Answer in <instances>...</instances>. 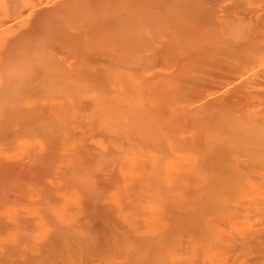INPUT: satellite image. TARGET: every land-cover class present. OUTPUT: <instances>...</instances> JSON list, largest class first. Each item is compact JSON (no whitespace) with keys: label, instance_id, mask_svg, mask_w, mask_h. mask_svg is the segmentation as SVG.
<instances>
[{"label":"bare ground","instance_id":"6f19581e","mask_svg":"<svg viewBox=\"0 0 264 264\" xmlns=\"http://www.w3.org/2000/svg\"><path fill=\"white\" fill-rule=\"evenodd\" d=\"M12 113L22 160L78 183L36 264H264V0H0Z\"/></svg>","mask_w":264,"mask_h":264},{"label":"rangeland","instance_id":"374dc122","mask_svg":"<svg viewBox=\"0 0 264 264\" xmlns=\"http://www.w3.org/2000/svg\"><path fill=\"white\" fill-rule=\"evenodd\" d=\"M11 115H14V116H12V117H17V115L16 114H11ZM16 115V116H15ZM13 119V118H12ZM18 121V119L16 118L15 119V121H13V120H11L12 122H14V123H12V122H7V123H5V125L6 124H8V125H6V127L8 126H11V123H12V130L10 131V134H9V136H8V131H6V132H3V133H7L6 135H5V137L4 138H0V142L2 143L1 145L2 146H4V150H3V148L1 149V150H3V152L4 153H6V152H8V153H6V155L9 157V152H12V156L15 158L14 160H11L12 162H9V161H7L6 159H7V156L6 155H4L3 157H2V160H4V161H2L1 159H0V161H2L3 163L5 162H8V164L7 165H10L9 163H11V165L9 166V167H7L8 168V170L9 171H11V169H12V171H11V173H9V175H10V177H9V175H8V178H7V176H4V178H0V213H2V214H0V248H1V250H0V264H13L12 262L14 261V264H16L15 263V261H16V257L18 256V254L20 255V256H18L17 258L19 259V257H20V259L21 260H24V259H22V258H24L25 256V258H27V256H28V259L29 260H27V259H25V260H27L28 262H25V260L23 261V262H25V263H23L22 261V264H28V263H32V264H36V262L38 261V259H39V256H41V255H44V253L46 252V250H47V248H48V246L50 245V240H51V236H53L54 235V237H55V234L57 233V230H58V228L61 226V224H62V221L64 220V216H66L65 214L67 213V215H70V216H72V215H74V214H72V213H75L76 212V207L74 206V202H73V200L71 199L72 198V196H73V194L75 193V190H77L78 189V183L77 182H73V181H70V180H66L65 182H63L62 180H63V178H62V171H61V163H62V161H64V159L62 158V156H59V157H56V158H54L53 160H52V165H50V166H48L47 168H46V170H45V172L44 173H42V172H40V171H38L36 168L34 169V167H33V165L29 162V157H27V158H25V161L24 160H22V158H23V156H27V155H24L23 153H25L24 151H28L27 150V147H28V145H27V147L25 148V146L22 148V146H21V143H23V141H24V143H25V141H28V138H31L32 140H35V139H37V138H39L37 135H35V131H32L31 132V130H29L30 132H26V131H28V130H26L25 131V129H23V127L21 128V126L17 123L16 124V122ZM10 124V125H9ZM2 125V124H1ZM1 125H0V127H1ZM16 125L18 126V127H20L22 130H24V132L22 133V132H20V131H22L20 128H15L16 127ZM4 127V129L3 128H1L2 130H0V131H5V129L7 130V128L5 127V126H3ZM9 128H11V127H9ZM17 129L16 131H15V129ZM14 129V130H13ZM20 130V131H19ZM12 131H14V134H15V136H16V141L14 140V138H15V136H14V134H12ZM17 132H20L21 133V135L19 136L18 134H17ZM35 132V133H34ZM3 133H0V137H3L4 136V134ZM37 134V133H36ZM2 135V136H1ZM23 135V136H22ZM24 135H25V137H24ZM11 136V137H10ZM18 136V137H17ZM22 136V137H21ZM20 137V138H19ZM9 138H12V139H9ZM9 139V140H8ZM18 139V140H17ZM10 140H12V141H15V142H12L11 143V141ZM19 140H21V141H19ZM5 141V142H4ZM9 141V142H8ZM4 142V143H3ZM29 142V141H28ZM8 145V147H10L11 148V150H10V148H8L7 147V145ZM9 143V144H8ZM19 143V144H18ZM5 144V145H4ZM18 144V145H17ZM1 145H0V147H1ZM16 145H17V148H16ZM6 147V148H5ZM20 148V149H19ZM32 149V148H31ZM15 150V152L16 151H21L20 153L18 152V154L17 153H13V151ZM55 152V154H57L56 153V151H54ZM3 153V154H4ZM22 153V154H21ZM16 156H15V155ZM19 154H21V156L19 155ZM10 156H11V153H10ZM11 156V157H12ZM19 156V158H16V157H18ZM15 161H17L18 162V164H17V162H15ZM19 161H20V163H19ZM4 163V164H5ZM12 163H15V164H17V166L15 167L14 166V164H12ZM1 166H3V165H1ZM26 168H25V167ZM12 167H14V168H12ZM31 167V168H30ZM14 169V170H13ZM32 170V171H31ZM33 170H34V172H33ZM25 172V174H26V178H27V180H28V183H29V185H31L32 187H33V189H35V191L34 192H28V191H26V193H25V190H22V192H21V190H15V189H13L12 188V186H10V184H11V179L14 177V178H17L18 177V175L21 173V172ZM36 171V172H35ZM30 173V174H29ZM32 173V174H31ZM30 175H31V177H30ZM62 175V176H61ZM29 176V177H28ZM7 179H6V178ZM49 177H51L52 179V181L50 180V179H48ZM4 180V181H3ZM30 180V181H29ZM49 180V182H51V184H53L52 186H53V188H50V189H48V190H44V188H43V185H45V183L47 182ZM4 182V183H3ZM52 182H54V183H52ZM2 183V184H1ZM36 183V184H35ZM34 184V185H33ZM70 184V185H69ZM35 186V187H34ZM38 187V188H37ZM6 188H8V189H6ZM37 189V190H36ZM18 191V192H17ZM60 191V192H59ZM28 192V193H27ZM35 192H37V193H35ZM64 192V193H63ZM62 193V194H61ZM66 193V194H65ZM32 194V197L30 196ZM50 194V195H49ZM61 194V195H60ZM10 195V196H9ZM35 196V199H33V197ZM54 195V196H53ZM66 195V196H65ZM69 195V196H68ZM68 196V197H67ZM66 197V198H65ZM19 198V199H18ZM39 198V199H38ZM18 199V200H17ZM64 199H66V200H64ZM64 200V201H63ZM72 200V201H71ZM10 201V202H9ZM12 201V202H11ZM15 201V202H14ZM17 204V205H15V204ZM26 203H28V205H30V206H28ZM30 203V204H29ZM50 203H52L53 205H50ZM71 203H72V205L74 206V207H72V205H71ZM13 204L14 206H11V205ZM21 205V207H22V209H21V207H20V205ZM26 204V205H25ZM31 204H32V206H33V208L34 209H32V210H34V211H32V210H29V209H31L32 208V206H31ZM35 204H37L38 205V207H37V205H35ZM44 204H45V206H44ZM57 206H56V205ZM69 204V205H68ZM35 205V206H34ZM63 206V207H62ZM66 206H67V208H68V212H66ZM4 207H6V208H4ZM8 207L9 208H12V210H10V209H8ZM13 207H16V209L15 208H13ZM29 207V208H28ZM42 207V208H41ZM56 207H57V211H55L56 210ZM71 207H72V209H71ZM20 208V209H19ZM27 208V209H26ZM41 208V209H40ZM53 208V209H52ZM61 210H60V209ZM62 208H63V210H62ZM74 208V209H73ZM3 209V210H2ZM8 209V210H7ZM26 209V211H25V213H24V210ZM37 209V211H35ZM40 209V210H39ZM51 209V210H50ZM19 210H22V211H19ZM47 210V211H46ZM65 210V211H64ZM69 210H71L72 211V213H71V211H69ZM3 211H4V213L5 214H3ZM10 213V212H12L13 213V217H12V213H8V212ZM29 211V212H28ZM43 213H42V212ZM53 211H55L56 213H54ZM7 212V213H6ZM20 212V213H19ZM53 212V213H52ZM58 212H60V213H58ZM66 212V213H65ZM70 212V213H69ZM24 213V214H23ZM69 213V214H68ZM31 214V215H30ZM72 214V215H71ZM77 214V213H76ZM4 215V216H3ZM9 215V216H8ZM11 215V216H10ZM16 215H18L17 216V220L15 219L16 217ZM25 215V216H24ZM27 215H29V216H27ZM62 215H64V216H62ZM34 216V217H33ZM52 216V217H51ZM61 216L63 217V218H61ZM54 217V219H52ZM14 218V219H13ZM57 218H58V221H57ZM7 219H9V220H11V221H7ZM37 219V220H36ZM43 219V220H42ZM60 219H63V220H60ZM12 220H13V222H12ZM19 221L18 222V224H16L17 222L16 221ZM41 220V221H40ZM37 221V222H36ZM43 221V222H42ZM49 221H50V224H49ZM7 222V223H6ZM14 222H16V223H14ZM41 224H40V223ZM48 222V223H47ZM54 222V223H53ZM58 222H60V223H58ZM65 222V220L63 221V224H65L64 223ZM22 223H23V225H22ZM68 223V222H67ZM66 223V224H67ZM5 224H7V225H5ZM14 224V225H13ZM48 224V225H47ZM9 225V226H8ZM22 225V226H21ZM42 226H44V227H42ZM47 226V227H46ZM48 226H55V227H50V229H52V230H50L49 228H48ZM44 228V229H43ZM19 229H20V231H19ZM22 229V230H21ZM43 229V230H42ZM16 230V231H15ZM24 230V231H23ZM27 230V231H26ZM31 230V231H30ZM34 230V231H33ZM46 232H45V231ZM48 230H50L51 232H49L48 233ZM14 232V234H13V232ZM46 233V240H42V237H45V236H43L45 233ZM20 232H22L21 234H20ZM25 232H27V234L25 233ZM36 232V233H35ZM43 233V235H41L42 233ZM18 233V234H17ZM39 233H41L40 235H39ZM35 234H36V236H35ZM50 234H51V236H50ZM13 235V236H12ZM16 235H17V237H19V239L18 238H16L15 239V237H16ZM20 235V236H19ZM34 235V236H33ZM12 236V237H11ZM40 236V237H39ZM51 238H50V237ZM9 237H10V239H9ZM49 237V238H48ZM33 238H35V239H33ZM48 238V239H47ZM3 239V240H2ZM6 241H5V240ZM19 243V242H22L23 243V245L21 244V243H19V244H16L17 242L15 241V240ZM22 239H24V240H22ZM30 239H33V240H30ZM38 239H41L43 242H42V244H40V242L39 241H41V240H39L38 241ZM45 239V238H44ZM50 239V240H49ZM53 239V238H52ZM22 240V241H21ZM36 241H38L39 242V244L36 242ZM32 242V243H31ZM34 242V243H33ZM29 243H30V245H29ZM15 245V246H14ZM41 245V247H39ZM9 246H10V249H9ZM12 246V247H11ZM14 246V247H13ZM41 248L40 249V251H39V248ZM25 250H26V252H25ZM8 251V252H7ZM17 251H19L18 253H17ZM27 251H28V253H27ZM4 252H5V254H4ZM6 252H7V254H6ZM15 252H16V254H15ZM32 252H34V253H32ZM39 252H43V254L42 253H39ZM23 253V254H22ZM32 253V254H31ZM1 254H2V257H5V256H7L9 259H7L6 257L4 258V259H2L1 258ZM34 254H36L35 256L37 257V258H35L34 257ZM23 255H24V257H23ZM13 256V257H12ZM35 259H34V258ZM13 258V260L11 261V259ZM33 258V260H31ZM74 258V257H73ZM3 260V261H2ZM10 260V262H8V261ZM35 260V261H34ZM5 261V262H4ZM31 261V262H30ZM33 261L35 262V263H33ZM74 261V260H73ZM7 262V263H6ZM19 262H20V260H19ZM20 262V263H21ZM19 263V264H20ZM18 264V263H17Z\"/></svg>","mask_w":264,"mask_h":264}]
</instances>
